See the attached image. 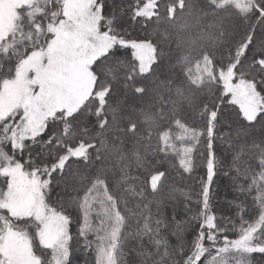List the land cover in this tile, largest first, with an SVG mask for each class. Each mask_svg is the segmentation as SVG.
Here are the masks:
<instances>
[{
  "label": "snow or ice",
  "instance_id": "obj_1",
  "mask_svg": "<svg viewBox=\"0 0 264 264\" xmlns=\"http://www.w3.org/2000/svg\"><path fill=\"white\" fill-rule=\"evenodd\" d=\"M0 264H264V0H0Z\"/></svg>",
  "mask_w": 264,
  "mask_h": 264
},
{
  "label": "trees",
  "instance_id": "obj_2",
  "mask_svg": "<svg viewBox=\"0 0 264 264\" xmlns=\"http://www.w3.org/2000/svg\"><path fill=\"white\" fill-rule=\"evenodd\" d=\"M177 148H179V142H175ZM164 168L168 170V178L165 181V188L156 196H150V200H165L168 201L169 194L175 191L176 196H180L181 192H190L194 186V182L188 178H181L177 172L179 168L178 158L170 154L169 158L164 164ZM163 170V169H162ZM204 175L201 169H197L196 176L199 178ZM199 189L197 188V191ZM218 193V195H217ZM213 194H214V204L216 205V214L220 215V212H227L228 201L232 199V181L229 177L224 176L222 173L214 178L213 184ZM165 211L170 216L171 215V205L165 208ZM190 238V237H189ZM90 260H94V254L90 256Z\"/></svg>",
  "mask_w": 264,
  "mask_h": 264
}]
</instances>
